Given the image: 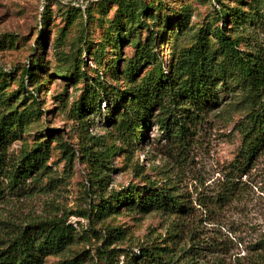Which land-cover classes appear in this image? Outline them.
Segmentation results:
<instances>
[{"label":"rangeland","instance_id":"1","mask_svg":"<svg viewBox=\"0 0 264 264\" xmlns=\"http://www.w3.org/2000/svg\"><path fill=\"white\" fill-rule=\"evenodd\" d=\"M100 1L104 0H0V83L6 84L5 110L28 108L29 97L20 89L21 73L34 61L43 66L27 87L34 94L40 82L43 115L27 118L21 139L9 146L8 163L18 162L37 143L47 145L48 141L50 148L47 168L35 171L19 190H9L4 170L0 172L5 189L0 195V240L17 227L57 219L70 226L72 238L60 254L47 256L44 264H142L138 260L141 250L153 246L170 249L173 264H250L260 254L264 258V249H259L264 246V147L237 179L235 195L227 200L222 195L241 145L238 124L250 112L246 93L234 80L217 82L216 106L188 123L185 131L177 130L170 117V113L182 112L174 107L167 108L170 113L159 109L138 144L124 143L106 119L111 115L109 97L116 89L125 90L130 81L120 73L117 78L110 69L113 46L107 47L102 63L88 53V44L97 48L106 33H113L110 24L117 6L98 7ZM244 1L264 14V0ZM224 2L247 12L240 0ZM183 3L190 4L192 19L191 30L178 43L181 48L194 44L199 28L221 25L217 19L220 6L214 0ZM88 5L96 18L101 14L97 22L87 24ZM86 24L88 31L81 41ZM101 24L102 28L97 26ZM138 28L137 43L150 41L151 51L167 64L173 32L155 33L157 40L151 42L149 27ZM235 36L243 51L264 49L261 25L245 24ZM76 44L84 50L79 58L86 64L82 67L85 76L56 77L59 68L67 69ZM114 51L122 56L120 64L125 67L136 49L129 40ZM147 71L144 68L138 80ZM91 89L105 90L100 93L103 100L85 119L77 120L74 108ZM158 119L169 122L160 125ZM51 132L55 136L49 138ZM102 177L104 181L99 182ZM132 187L138 194L144 189H169L186 209L168 215L155 210L142 213L125 205L109 217L96 215L103 200Z\"/></svg>","mask_w":264,"mask_h":264},{"label":"trees","instance_id":"2","mask_svg":"<svg viewBox=\"0 0 264 264\" xmlns=\"http://www.w3.org/2000/svg\"><path fill=\"white\" fill-rule=\"evenodd\" d=\"M181 1L182 4L177 8L175 5ZM214 1L220 6L217 19L221 25L215 28H211L210 25L199 28L193 35L194 44L184 48L179 47L178 43L181 37L191 30L189 25L192 10L190 4L183 3V0H170L172 5L167 0H157L156 4L152 0L100 1L98 7L117 6L114 21L110 24L113 33H106L104 38H100L97 48L93 49L89 46L91 44H88V53L95 61L102 63L108 46L117 49V46H122L129 40L135 46L136 52L127 60L125 67L124 64H120L123 60L122 56L117 55L114 49L110 58V69L114 75L118 78L120 73L130 81L125 90L116 89L112 99L109 97L111 115L106 119V123L116 129L124 143L138 144L144 137L145 129L151 123L154 111L159 109L167 110L174 107L175 111L182 112L174 116L167 110L174 119L173 123L177 126V130L185 131L188 129V123L200 118V114L206 112V109L216 106L217 82L234 80L243 89L250 105V112L238 124L242 133L241 145L231 164L232 176L228 178L222 193L223 199L227 200L237 191V179L264 147V49L243 51L235 36L238 29L245 24L264 27V14L254 4H245L244 0L240 2L246 6L247 12L238 6L233 8L227 6L224 0ZM90 9L88 5L87 24L97 22L96 19L101 15L96 18ZM122 19L126 21L122 22ZM87 24L81 31L79 37L81 41L85 40ZM140 25L149 27L148 33L152 34L151 42L157 40L154 37L155 33L165 35L166 31L173 32L171 54L167 64L157 59L154 50L151 51L150 41L144 45L137 43L136 35L140 34L138 32ZM97 26L102 28V24ZM154 28L157 30H153ZM129 37L131 39H126ZM163 38L165 40V36ZM75 47L76 52L74 50L68 57L67 69L59 68L56 77L72 80L77 75L85 76L82 67H86V64L79 58L84 50H79L81 45L78 47L76 44ZM147 67V73L138 80L141 71ZM42 70L43 66L36 64L35 61L33 66L23 69L20 89L23 94L28 95L30 104L21 112L4 109L3 93L6 84L0 83V172L4 170L3 177L8 181V188L12 191L19 190L20 185L35 171L47 168L45 162L49 158L50 149L48 141L47 145L37 143L35 147L25 150L18 162L8 163L9 146L21 139L27 118L37 119L43 115L39 100V95L43 93L40 82L38 87H35L34 94L27 91V87L32 86L38 78V71ZM68 72L70 74L67 75ZM97 83L99 84L100 81L96 80ZM101 92L104 94L105 90L91 89L83 93L79 106L74 108V118L83 120L87 114L94 112L103 100ZM168 122L169 119L167 121L158 119L157 123L167 126ZM53 132L49 134V138L55 136ZM96 167H100V164ZM103 181L104 177L99 180V182ZM4 192L5 189L0 182V195ZM125 205L137 207L142 213L155 210L168 215L182 214L186 209L169 189L158 188L153 191L144 189L138 194L137 189L132 187L131 190H126L120 195L116 194L106 201L103 200L97 208L96 215L101 218L109 217L117 212L120 206ZM64 222L57 219L35 221L5 232L6 236L0 240V264H44L47 256L60 254L72 238L70 226ZM259 249H264V246ZM138 260L142 264H173L174 262L171 260L170 249L161 246L141 250ZM250 264H264V258L260 254Z\"/></svg>","mask_w":264,"mask_h":264}]
</instances>
